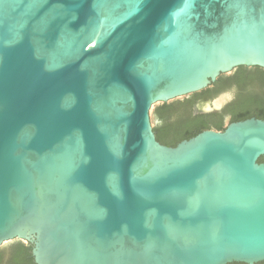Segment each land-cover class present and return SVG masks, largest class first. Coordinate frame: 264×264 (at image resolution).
<instances>
[{
	"label": "water",
	"instance_id": "1",
	"mask_svg": "<svg viewBox=\"0 0 264 264\" xmlns=\"http://www.w3.org/2000/svg\"><path fill=\"white\" fill-rule=\"evenodd\" d=\"M240 67L264 70V0H0V250L264 264V120L176 147L154 131L160 105Z\"/></svg>",
	"mask_w": 264,
	"mask_h": 264
},
{
	"label": "trees",
	"instance_id": "2",
	"mask_svg": "<svg viewBox=\"0 0 264 264\" xmlns=\"http://www.w3.org/2000/svg\"><path fill=\"white\" fill-rule=\"evenodd\" d=\"M234 86L237 96L223 113H193V106L202 97H212L224 88ZM160 125L154 129L158 141L176 147L180 142L191 139L208 129L223 130L227 116L230 122L250 118L264 120V70L240 67L233 76L220 77L212 88L193 94L191 99L174 101L157 108ZM259 162L264 163V156ZM0 264H34L31 248L24 244L13 246L9 251L0 250Z\"/></svg>",
	"mask_w": 264,
	"mask_h": 264
},
{
	"label": "flooded vegetation",
	"instance_id": "3",
	"mask_svg": "<svg viewBox=\"0 0 264 264\" xmlns=\"http://www.w3.org/2000/svg\"><path fill=\"white\" fill-rule=\"evenodd\" d=\"M234 74H235V73H234ZM229 77H230V76H229ZM213 84H214V83H213ZM213 84H212L209 88H212V87H213ZM207 89H208V88H207ZM200 92H201V91H200ZM236 96H237V91L234 92V96H233L232 101L235 100ZM209 99H211V97H202V98L198 99V100L196 101V103L199 102V101H207V100H209ZM232 101H231V102H232ZM231 102L229 101V102L226 104L225 108H226ZM196 103H195V104H196ZM195 104H194V105H195ZM193 107H194V106H193ZM225 108H224V110H225ZM220 114H221V113H220ZM227 117H228V116H227ZM227 117H226V118H227ZM226 118H225V119H226Z\"/></svg>",
	"mask_w": 264,
	"mask_h": 264
}]
</instances>
